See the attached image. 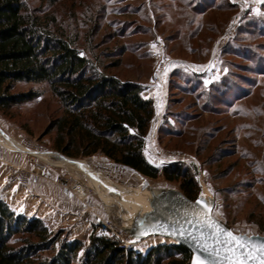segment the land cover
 Listing matches in <instances>:
<instances>
[{
  "label": "rangeland",
  "instance_id": "rangeland-1",
  "mask_svg": "<svg viewBox=\"0 0 264 264\" xmlns=\"http://www.w3.org/2000/svg\"><path fill=\"white\" fill-rule=\"evenodd\" d=\"M31 3L77 34L107 72L146 86L155 118L143 151L152 164L181 163L199 195L215 199L218 219L238 233L264 234V0ZM18 90L37 95L0 111V200L14 211L88 243L99 220L126 226L123 202L139 200L142 189L181 190L178 181L144 176L101 152L61 153L49 129L63 113L59 99L47 83ZM54 212L64 215L56 224L47 217ZM146 242L175 243L150 237L140 250Z\"/></svg>",
  "mask_w": 264,
  "mask_h": 264
},
{
  "label": "trees",
  "instance_id": "trees-1",
  "mask_svg": "<svg viewBox=\"0 0 264 264\" xmlns=\"http://www.w3.org/2000/svg\"><path fill=\"white\" fill-rule=\"evenodd\" d=\"M76 35L31 0H0V111L37 95L19 91L20 84L47 83L63 108L49 125L58 151L71 157L101 152L144 176L178 181L181 191L196 199L199 187L189 169L181 163L158 167L144 154L155 118L153 100L142 95L146 86L107 72L96 53L80 48ZM111 64L119 66V59ZM62 233L0 200V264H188L191 259L177 243L125 251L95 230L88 243Z\"/></svg>",
  "mask_w": 264,
  "mask_h": 264
},
{
  "label": "water",
  "instance_id": "water-1",
  "mask_svg": "<svg viewBox=\"0 0 264 264\" xmlns=\"http://www.w3.org/2000/svg\"><path fill=\"white\" fill-rule=\"evenodd\" d=\"M74 165H78L79 160L66 157ZM150 192V199L154 202L153 208L139 219L133 220L128 227L125 226L126 231L133 237L134 240L141 242L150 237H163L173 240L175 243L183 245L191 252V259L188 264H192L193 255H199L205 260H209L212 264H217V260H223V250L221 257L209 256L208 253L200 251L195 242L188 236H181L173 234V232L184 231L199 236L201 231L208 238L209 244H212V229H209L206 224H203L204 217L201 216L200 223H197V218L193 216V211L201 213L207 212L214 222H217L221 228L231 231L235 235H245L251 237L252 243L264 242V234H247L235 232L231 227L218 219L213 210L215 207V199L212 196H203V203L197 205L196 199H191L185 195L180 189L176 188H147ZM210 205V208H205L204 204ZM203 225V226H202ZM163 226V227H161ZM167 229V231H165ZM224 239L223 236L220 237Z\"/></svg>",
  "mask_w": 264,
  "mask_h": 264
},
{
  "label": "snow or ice",
  "instance_id": "snow-or-ice-1",
  "mask_svg": "<svg viewBox=\"0 0 264 264\" xmlns=\"http://www.w3.org/2000/svg\"><path fill=\"white\" fill-rule=\"evenodd\" d=\"M197 205L203 203V193L195 202ZM204 207L210 208V205L204 204ZM193 216L197 218V223H200V217L203 216V224H206L209 229H212V244H209L208 238L203 231L199 236L184 231L173 232L181 236L188 235L196 244V247L209 256L221 257L223 250V260H217V264H264V242L252 243L251 237L245 235H235L231 231L221 228L217 222H214L211 216L207 213L193 211ZM203 226V225H202ZM163 227V226H161ZM167 231V229H165ZM224 239L221 240L220 237ZM192 264H212L211 261L203 259L199 255H193Z\"/></svg>",
  "mask_w": 264,
  "mask_h": 264
},
{
  "label": "built area",
  "instance_id": "built-area-1",
  "mask_svg": "<svg viewBox=\"0 0 264 264\" xmlns=\"http://www.w3.org/2000/svg\"><path fill=\"white\" fill-rule=\"evenodd\" d=\"M159 74H157V77ZM82 215V213H79ZM95 233L101 237L115 242L121 249L125 251L138 250L140 242L126 231L125 226L117 225L111 218L99 220L96 223Z\"/></svg>",
  "mask_w": 264,
  "mask_h": 264
},
{
  "label": "bare ground",
  "instance_id": "bare-ground-1",
  "mask_svg": "<svg viewBox=\"0 0 264 264\" xmlns=\"http://www.w3.org/2000/svg\"><path fill=\"white\" fill-rule=\"evenodd\" d=\"M64 159L68 160L66 158ZM68 161L70 162V160ZM142 190H143L142 197L139 200L136 201L125 200L123 202L126 206L125 207L126 213L123 214L122 218L125 221L126 227H128L133 220L139 219L140 217L141 218L144 217L154 206V202L150 199L149 196L150 195L149 190L148 189H142Z\"/></svg>",
  "mask_w": 264,
  "mask_h": 264
},
{
  "label": "crops",
  "instance_id": "crops-1",
  "mask_svg": "<svg viewBox=\"0 0 264 264\" xmlns=\"http://www.w3.org/2000/svg\"><path fill=\"white\" fill-rule=\"evenodd\" d=\"M42 189V188H44V186H43V184H42V186H40L39 187V189ZM39 190H35V192H38ZM67 209H65V210H63V212L62 213H65V212H67L66 211ZM47 217H50L51 218V221L50 222H53V223H57L58 221H60V219H61V217H64V215L63 214H61V215H58L56 212H54V213H48L47 214ZM50 224V223H49ZM148 239V238H147ZM147 239H145V240H147ZM69 240H71V239H69ZM145 240H143V241H145ZM141 243V242H140ZM142 245V247H143V251H146L152 244L151 243H149V242H146L145 243V245H143V243L141 244Z\"/></svg>",
  "mask_w": 264,
  "mask_h": 264
}]
</instances>
